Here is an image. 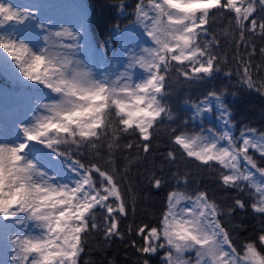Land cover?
<instances>
[{
    "label": "snow or ice",
    "instance_id": "obj_1",
    "mask_svg": "<svg viewBox=\"0 0 264 264\" xmlns=\"http://www.w3.org/2000/svg\"><path fill=\"white\" fill-rule=\"evenodd\" d=\"M134 13L147 42L125 44L126 56L114 52L111 59L122 70L98 71L75 58L81 32L53 33L28 7L0 0V51L11 58L5 62L14 64L36 101L32 115L15 123L11 138L0 137V253L9 257L0 264H78L90 232L102 231L106 239L121 235L128 200L116 153L152 152L159 126L172 119L163 97L173 71L177 81H190L219 70L213 51L219 42L215 35L204 39L217 15L228 17L225 31L231 30L237 52L243 45L247 53V60L236 57L242 82L256 85L251 59L257 51L254 38L264 40V0H138ZM37 29L44 32L43 42ZM259 52L264 57V47ZM94 55L103 63V53ZM209 97L221 110L223 130L171 128V147L163 159L174 163L180 152L218 170L219 183L247 191L252 210L264 216V167L255 158L258 153L264 162V134L248 130L234 138L227 109L215 92L193 105L194 118L212 111ZM125 137L135 140L122 143ZM84 147L95 157L74 158ZM173 175L177 184L167 193L157 222L134 229L143 257L165 250L164 264H264V228L255 240L236 245L219 218L220 206L206 191L188 189L186 177L181 187L179 174ZM147 179L157 189L165 182L154 172ZM234 206L246 204L237 198Z\"/></svg>",
    "mask_w": 264,
    "mask_h": 264
},
{
    "label": "trees",
    "instance_id": "obj_2",
    "mask_svg": "<svg viewBox=\"0 0 264 264\" xmlns=\"http://www.w3.org/2000/svg\"><path fill=\"white\" fill-rule=\"evenodd\" d=\"M137 2L138 0H84L88 12L87 39L93 50L103 53L107 60L118 47L116 26L123 28L135 23L134 8ZM228 25L226 15H217L208 26L209 35L204 37L205 40H210L215 35L219 42L218 47L213 45L214 54L220 58L219 70L213 76L190 81L181 77L177 81L175 71L171 73L168 94L163 97V102L168 106L172 119L165 118L159 126L152 141V152L144 154L142 150L133 148L127 153H116L115 165L118 173L123 176L122 188L128 200L127 216L120 218L121 235L106 239L102 231L90 232L85 237L78 264H142L143 259H148L149 264H164L162 258L165 250H160L151 257H143L137 251L142 241L134 229L141 223L157 222L166 207L167 193L177 184V177L173 173L179 174L181 187L184 186L183 178L186 177L188 189L193 192L206 191L209 199L220 206L222 215L219 218L236 245L246 240H255L260 229L264 228V216L252 210L247 191L222 186L218 180V170L202 167L199 162L184 158L180 152H177L174 163L163 159V154L171 147L168 136L171 128L186 127L189 132H199L201 128L213 127L221 131L217 124L218 116L214 111L193 117V105L203 100L209 92L223 97L222 103L229 114L234 138H239L246 130L264 134V88L259 87L264 83V57L259 52V49L264 47V40L258 36L254 38L257 51L251 59V75L256 85L249 88L242 82L236 59L239 54L247 60V53L243 45L240 46L239 53L237 52L231 30L225 31ZM236 36L238 37V33ZM75 58L83 61L76 53ZM83 63L86 64L84 61ZM22 80L10 74L0 73V87L9 91L12 100L27 103L28 99L20 96L32 91L21 83ZM128 139L135 140V137H125L122 143ZM105 154L106 147H103L100 149V155L103 157ZM249 154L254 153L250 150ZM90 155L95 157V153H89L87 147H84L80 149V155L74 158L87 161ZM255 158L259 166L264 167L258 153ZM152 172L164 178L165 182L159 189L154 188L147 179ZM237 198L245 201L244 208L234 206ZM229 208H232L231 212L228 211ZM129 226H132L133 231H129ZM133 241L136 247L133 246Z\"/></svg>",
    "mask_w": 264,
    "mask_h": 264
},
{
    "label": "rangeland",
    "instance_id": "obj_3",
    "mask_svg": "<svg viewBox=\"0 0 264 264\" xmlns=\"http://www.w3.org/2000/svg\"><path fill=\"white\" fill-rule=\"evenodd\" d=\"M12 3L19 7H28L32 11L38 20L43 21L48 30L55 33L62 29H68L74 34L81 32V37L77 40L78 47L75 50L77 56H81L83 61L98 71H109L115 72L117 70H122L120 65H118L111 58L114 52L117 54H122L126 56L127 53L124 52L125 44L131 48L136 44L144 46L147 42V37L143 35V31L140 25L136 23L128 24L123 28L115 29V35L118 39L117 50L114 51L110 58L107 60L104 56L103 63L100 62L99 58L94 55V51L91 43L87 39L86 35V21H87V9L84 0H12ZM34 4L43 5L42 9L31 7ZM81 24H83V29H81ZM40 32V39L43 42L44 32L37 29ZM121 36L124 39H121ZM52 43L55 45L56 38L53 37ZM10 57L7 53L0 51V73L10 74L14 78H21L18 71L15 69L14 64L6 63L5 61H10ZM141 70H134L135 78H139ZM9 91L6 88L0 87V137L8 135L11 138L13 128L15 123L32 115V110L35 107V97L32 93L25 92L24 95L20 96L28 99L27 103H21V101L13 99L10 97ZM221 96V95H220ZM223 102V97L221 96ZM43 102V101H40ZM209 102L212 105V111H214L218 118L217 124L220 130H223V120L220 119L221 110L217 107L215 100L209 97ZM205 114L209 112H204ZM229 130L232 132V124L229 125ZM248 131V130H246ZM245 132V131H244ZM256 135H260L257 134ZM240 137V136H239ZM35 231V229H34ZM194 257V254H192ZM9 259L0 253V261Z\"/></svg>",
    "mask_w": 264,
    "mask_h": 264
}]
</instances>
